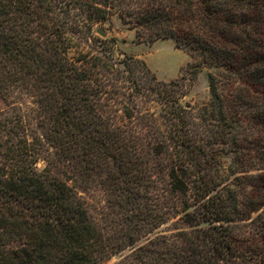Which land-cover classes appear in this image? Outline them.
<instances>
[{
  "label": "trees",
  "instance_id": "16d2710c",
  "mask_svg": "<svg viewBox=\"0 0 264 264\" xmlns=\"http://www.w3.org/2000/svg\"><path fill=\"white\" fill-rule=\"evenodd\" d=\"M114 15L191 62L166 82L120 58L95 35ZM203 69L209 98L184 101ZM14 92L52 157L39 170V143L0 117V264H102L172 219L139 260L264 264V0H0V99ZM69 180L99 186L106 222Z\"/></svg>",
  "mask_w": 264,
  "mask_h": 264
},
{
  "label": "rangeland",
  "instance_id": "374dc122",
  "mask_svg": "<svg viewBox=\"0 0 264 264\" xmlns=\"http://www.w3.org/2000/svg\"><path fill=\"white\" fill-rule=\"evenodd\" d=\"M99 29L104 31V35L98 33ZM98 30L95 35L100 38L115 39L111 45L116 55L122 58L119 53L124 52L144 60L159 80L167 82L176 79L182 74V69L191 62L190 54L185 50L176 48L172 39H158L153 42L138 40L135 37V32L123 25L115 15L100 25ZM207 73L206 69L198 73L196 81L184 96V101L201 103L209 98ZM13 116L20 118L24 126L20 128V131L27 134L29 138L34 137L39 143L40 150L36 157V167L42 170L45 166L44 159L52 157V149L44 141L37 126V105L33 97L29 94L14 92L5 100L0 99V117L13 118ZM221 161L224 168H227L231 162V154L222 153ZM68 182L78 197L84 202L94 222L103 224L106 219L110 218V216L107 218L106 214V196L99 186L93 184L85 185L76 180H69ZM176 226L174 219L164 223L148 236L136 241L132 246L113 255L102 264H155L151 259L144 258L139 260L138 254H135L136 250L150 238L157 235H166L169 240H175Z\"/></svg>",
  "mask_w": 264,
  "mask_h": 264
},
{
  "label": "water",
  "instance_id": "95a60500",
  "mask_svg": "<svg viewBox=\"0 0 264 264\" xmlns=\"http://www.w3.org/2000/svg\"><path fill=\"white\" fill-rule=\"evenodd\" d=\"M98 33L101 34V35H104V31L101 30V29L98 30Z\"/></svg>",
  "mask_w": 264,
  "mask_h": 264
}]
</instances>
